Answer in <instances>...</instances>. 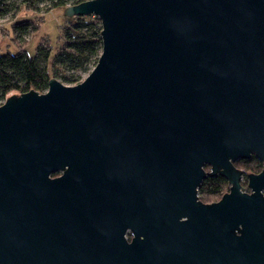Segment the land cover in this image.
Segmentation results:
<instances>
[{
    "label": "water",
    "instance_id": "1",
    "mask_svg": "<svg viewBox=\"0 0 264 264\" xmlns=\"http://www.w3.org/2000/svg\"><path fill=\"white\" fill-rule=\"evenodd\" d=\"M63 14L100 21L101 53L81 83L0 105V264H78L96 240L100 264H264V0ZM251 155L244 194L232 162ZM217 174L230 191L203 204Z\"/></svg>",
    "mask_w": 264,
    "mask_h": 264
},
{
    "label": "trees",
    "instance_id": "2",
    "mask_svg": "<svg viewBox=\"0 0 264 264\" xmlns=\"http://www.w3.org/2000/svg\"><path fill=\"white\" fill-rule=\"evenodd\" d=\"M85 1L89 0H0V20L10 24V40L18 48L15 55H0V105L9 95L31 90L45 93L50 79L75 86L91 72L102 49L101 25L97 18H66L68 25L62 32L63 42L52 62L50 47L45 42L36 46L34 56L24 50L30 41L25 37L37 31V23L15 22L28 13L43 16L54 10L63 12ZM4 34H8L6 29H3ZM226 187L221 178H206L198 189V197L203 203L217 201Z\"/></svg>",
    "mask_w": 264,
    "mask_h": 264
},
{
    "label": "rangeland",
    "instance_id": "3",
    "mask_svg": "<svg viewBox=\"0 0 264 264\" xmlns=\"http://www.w3.org/2000/svg\"><path fill=\"white\" fill-rule=\"evenodd\" d=\"M66 18L67 17L64 16L63 12L59 10H54L43 16H38L34 13H28L25 16H19L15 20L16 23L22 21L36 22L38 27L37 31L32 34L31 37H25L26 41H30L25 46L24 50L31 56H34L36 46L41 42H45L50 47V62H52L55 55L60 50L63 42L62 32L63 29L68 25V20ZM3 29H6L8 34L3 35ZM10 31V24H6L5 20H0V55H15L18 53V48L10 40Z\"/></svg>",
    "mask_w": 264,
    "mask_h": 264
},
{
    "label": "flooded vegetation",
    "instance_id": "4",
    "mask_svg": "<svg viewBox=\"0 0 264 264\" xmlns=\"http://www.w3.org/2000/svg\"><path fill=\"white\" fill-rule=\"evenodd\" d=\"M233 168L239 172V185H240V192L244 194H251L252 191L248 186V176L249 175H259L263 171V164L260 160H258L254 155H251L248 159H237L236 161L232 162ZM205 171L208 173L210 171L209 167L205 168ZM58 175H54L52 178H56ZM207 178H221L226 182V189L221 197L217 201H213L211 203H203V204H212L218 202L223 195L229 193L231 184L229 181L219 174L214 177H207ZM199 198V197H198ZM127 240H130V236L127 235ZM79 244L85 245L87 241L82 243V238L78 241ZM59 251V250H57ZM54 254V258L57 256V252L54 250L52 251ZM74 255L71 258L78 264H100L99 257H100V250L98 248V241L96 240V247L95 250H91L88 247L80 246L75 247L73 250Z\"/></svg>",
    "mask_w": 264,
    "mask_h": 264
}]
</instances>
